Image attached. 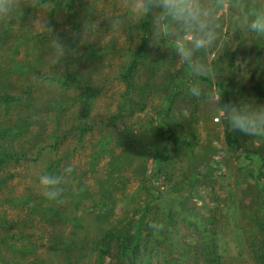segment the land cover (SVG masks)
Instances as JSON below:
<instances>
[{"label": "rangeland", "instance_id": "obj_1", "mask_svg": "<svg viewBox=\"0 0 264 264\" xmlns=\"http://www.w3.org/2000/svg\"><path fill=\"white\" fill-rule=\"evenodd\" d=\"M15 2L23 16L0 18V102L16 99L8 110L0 105V127H12L20 117L27 127L6 141L15 159L0 167V264H69L67 243H100L109 232L115 239L108 256L93 252L75 264H127L118 240L130 237L144 209L147 222L159 220L161 234L152 237L151 256L135 264H207V240L215 242L223 264H255L249 245L260 239L264 214L257 180V170L264 172V138L231 131L213 97L222 82L235 103L264 104V70L256 76L253 69L264 68V36L234 30L223 19L216 44L199 54L211 69L206 82L198 81L201 96L188 94L194 81L187 80L161 129L170 85L187 79L188 66L167 37L153 44L151 20L131 18V0ZM45 18L67 50L55 63L39 27ZM237 60L246 78L231 71ZM67 74L79 75L91 90L65 88L58 81ZM225 103L221 94L217 106ZM168 127L181 145L172 138L169 143ZM227 141H237L239 151ZM69 165L73 171L60 196L48 200L39 177L62 175ZM155 193L175 201L172 220L165 222L160 202L149 203Z\"/></svg>", "mask_w": 264, "mask_h": 264}, {"label": "clouds", "instance_id": "obj_2", "mask_svg": "<svg viewBox=\"0 0 264 264\" xmlns=\"http://www.w3.org/2000/svg\"><path fill=\"white\" fill-rule=\"evenodd\" d=\"M126 7L131 18H150L153 44L159 46L161 37H167L172 42V50L178 60L190 66L193 74L198 77L211 72L208 65L199 58V54L216 44L223 19L226 18L234 30L264 36V4L249 5L234 0H131ZM23 14V7L15 0H0V18L16 19ZM46 24L47 18L39 27L47 34V44L55 63L66 56L67 50L51 35V29ZM117 24L118 21H112L113 27ZM231 71H239L242 77H247L244 64H240L238 60ZM201 92L198 81L188 88V94L192 97L199 98ZM221 94L213 97L214 104L231 131L252 138H264V104L241 100L217 106ZM72 171V166L69 165L62 175L42 174L39 185L43 195L48 200H56L60 196L62 183L70 177Z\"/></svg>", "mask_w": 264, "mask_h": 264}, {"label": "trees", "instance_id": "obj_3", "mask_svg": "<svg viewBox=\"0 0 264 264\" xmlns=\"http://www.w3.org/2000/svg\"><path fill=\"white\" fill-rule=\"evenodd\" d=\"M234 2L243 3L244 0H234ZM142 26L146 28L148 27L147 24H144ZM146 42L147 41L145 40L142 41L143 44L141 46V50H143L144 47L146 46L145 45ZM253 69H255L256 76H258V74L261 75V73L263 74L264 68H262L261 66L253 65ZM192 74H193L192 69L190 66H188V73L186 76L187 79L185 81H174L170 85V91H169L170 94L166 100V107H165L166 109L164 108L161 111V113H159L160 119L158 121V128L162 129L163 125L168 124V121L171 118L170 110H171L172 104L175 102V96L181 89L185 88L187 80L193 79L194 82H197V81L206 82L207 81V79L203 76H199V77L195 76L194 78H192L191 77ZM257 78L259 80L262 79L261 77H257ZM58 82L67 89L73 88V89L82 90L86 92H89L91 90V88L87 85V83L80 79L79 75L67 74L62 79H60ZM125 82L128 86H130L132 84V77L126 75ZM216 86L218 90L220 91V93H222V96L228 101V103L229 102L235 103L234 99L229 98V95L225 91V86L222 82H217ZM20 100L21 99H18V101ZM15 101H16L15 98L6 96L3 99V102L2 103L0 102V105H2L4 110H8L12 102H15ZM159 124L160 125L162 124V126H160ZM26 127H27L26 117H20L19 119H17L15 121L14 126L12 127H5V128L0 127V167L3 164L15 159L14 157L15 153L11 150V146L8 145L6 141L14 140L17 136H21V134H24L25 132L22 133V131H19V130L21 129L26 130ZM172 133H173V130L170 127H168L166 129V134L169 135V138H168L169 143L171 141L170 139L172 138V140L176 141V143L178 141L179 145H181L182 144L181 139L179 137H173ZM227 145L233 146V151L237 149L236 152H238L240 149V146L238 145L237 141H233L232 143L227 141ZM165 148L166 146L164 147L161 146L159 151L157 152V158H156L158 160L157 161V171L160 169L161 163H162L163 156L161 157L160 153L163 152ZM247 154L245 155V157L248 160H252L250 157H247L249 156ZM262 169L263 167L257 170L258 172L257 180L260 182L261 186L264 188V172L261 171ZM107 200L109 199L107 198ZM168 200L171 202L172 205H168ZM153 202H160L161 206L160 207L157 206V207L159 209L163 208V211L165 210L167 212L165 222L168 220H172V218L176 214V211H174L176 208L173 209L175 201L170 199L168 195L165 196V194L160 195V193H155L153 201H150L149 203L153 204ZM146 218H147L146 210L144 209V211L142 210V214L139 218V221L136 223L133 230L131 231L130 237L129 238L127 237L124 239L120 238L118 240L119 241V244H118L119 253L122 257H124L127 260L128 262L127 264H135L136 260H138L142 255H145V254H147L150 257L152 248H153V246L150 245L153 243L152 237L157 232L161 234V223L159 222V220L153 219V220H148L147 222ZM259 221L260 223H259V230L257 232V235H260V239L254 240L253 242H251L249 246L253 250L255 264H264V214L261 215V218H259ZM146 230L148 233L144 235V231ZM148 234H151V235H148ZM158 235L159 234H157V236ZM161 237H162L161 239L163 240L167 239L165 235L164 237L161 235ZM114 239H115V234L112 232H109L104 238V240L100 243L93 242L89 238H84L80 242L70 241L69 243L65 245L63 252L70 258L69 264H75L77 260L93 252L99 254V257L108 256L109 250L112 246ZM205 244L208 250L206 263L207 264H223L220 256L217 254V245L215 244V242L207 240ZM169 246L170 245L168 244L166 247L167 250H169Z\"/></svg>", "mask_w": 264, "mask_h": 264}]
</instances>
